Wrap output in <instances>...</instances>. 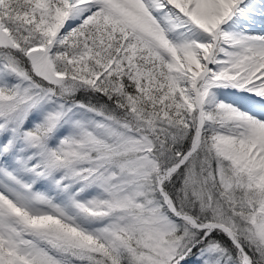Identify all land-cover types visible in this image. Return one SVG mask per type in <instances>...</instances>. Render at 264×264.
Returning <instances> with one entry per match:
<instances>
[{"label": "snow or ice", "instance_id": "6c2138e0", "mask_svg": "<svg viewBox=\"0 0 264 264\" xmlns=\"http://www.w3.org/2000/svg\"><path fill=\"white\" fill-rule=\"evenodd\" d=\"M0 264H264V0H0Z\"/></svg>", "mask_w": 264, "mask_h": 264}]
</instances>
